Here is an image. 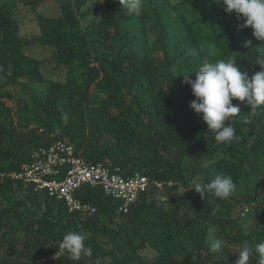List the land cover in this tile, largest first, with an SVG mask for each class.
<instances>
[{"label":"trees","instance_id":"trees-1","mask_svg":"<svg viewBox=\"0 0 264 264\" xmlns=\"http://www.w3.org/2000/svg\"><path fill=\"white\" fill-rule=\"evenodd\" d=\"M43 1L31 3L34 12ZM54 1L61 16L38 15L40 33L28 39L11 7L0 5V201L8 203L0 210V247L7 245L10 257L0 255V264H14V256H21L15 264H230L209 246L208 225L261 256L249 264L264 263V224L247 236L239 224L249 206L261 208L264 222V0H186L208 27L211 12L223 14L224 36L208 59L209 91L196 83L193 60L174 73L177 61L209 38L168 0H131L134 10L124 5L129 0H107L104 11L90 0ZM137 18L152 21L154 46L144 56L124 55L115 40L122 23ZM33 46L48 48L57 68L79 75L32 95L47 81L42 61L27 53ZM11 86L30 94L33 112L23 129L4 101L13 100ZM52 133L69 138L87 161L109 163L124 176L142 173L163 189L151 184L124 214L102 188L84 187L79 197L96 213L69 214L62 202L9 176ZM17 190L26 194L12 205ZM216 200L231 203L227 219L218 216ZM14 212L38 216L36 229L16 242L7 220ZM116 217L118 230L110 226ZM129 224L144 231L137 244ZM54 226L60 231L51 234Z\"/></svg>","mask_w":264,"mask_h":264},{"label":"rangeland","instance_id":"rangeland-1","mask_svg":"<svg viewBox=\"0 0 264 264\" xmlns=\"http://www.w3.org/2000/svg\"><path fill=\"white\" fill-rule=\"evenodd\" d=\"M35 1L38 2L40 0H0V5H9L17 19L21 22V34L24 39H28L32 37V35H37L40 33L39 24L36 19L38 15L56 18L61 16L62 14L61 7H59L54 0H44L37 6L34 12L31 3ZM106 1L107 0H90L89 3H92L94 5L97 4L101 9L100 11H104L106 9ZM168 1L171 4L172 9L175 11V14L179 12L185 13L189 20L194 21L202 30V32L209 38L208 43L201 46L200 49H195L194 51L188 53L185 58L178 60L174 67V73L178 75L182 70L186 68L187 61L193 60L196 83L200 88H202V90L209 91L211 88L212 79L211 71L209 70L208 59L210 54H215L218 52L215 40L224 36L223 30L220 29V27H222L221 19L223 20V14L217 16L213 12H211L210 21L211 23H213V26L208 27L201 21L199 11L190 9L188 4L186 3V0ZM133 4L134 1L129 0L125 1L124 5H129L130 9L134 10L136 7ZM94 17L98 19L101 18L99 14H96ZM82 24L83 26H85V22L83 20ZM128 31H130V33L125 37V34ZM121 34L122 39H116L115 46L117 50H124V55H127L129 53H136L138 55L144 56L147 51L154 46L155 33L152 27V21L150 19H146L145 23L141 18L123 22L121 25ZM27 53L42 61L43 64L41 70L47 79V81L41 85H34V88L30 90L32 95L42 97L49 90L52 83L65 82L71 75H79V70L74 67L71 69V71L57 68L48 48L33 46L28 49ZM1 84L2 81L0 80V85ZM6 90L13 95V100L5 99L4 101L9 107L13 109L14 120L17 123L19 129H23L22 123L24 116H26V114L28 113L33 112V105L31 102L30 94L29 92H20V88L14 86L7 87ZM205 103L206 100H203L202 105ZM211 176L218 180V176L215 173H212ZM239 192H245L243 186L240 187ZM25 194L26 193L24 191L17 190L10 204L14 205L17 200H23ZM158 199L160 203H164L165 208L167 209V198L165 196H162ZM216 202L218 204L217 209H219L220 211V214L218 216L223 219H227L232 208L231 203L224 200H216ZM7 206L8 203L0 201V210L5 209ZM27 208L32 212L40 211L32 206L31 203L28 204ZM242 211H240V214L242 213ZM261 213L262 210L258 206H249V211L246 212L244 216H239V224L246 236L249 235L252 229H254L256 226L264 224ZM54 214H57V211H55ZM19 218L21 219L20 222L18 220ZM36 218H38V216L36 215H30L27 213L20 214L16 212L12 213L8 217L7 220L9 221L8 225L10 228V233L15 242L21 239L22 235L24 234L23 230L36 229ZM121 224L122 219L120 217H116L114 223L110 224V226L118 230L120 229ZM217 227L218 226L215 225H208L207 240L209 246L212 249L221 253L220 255H217L219 258L223 257V259L228 260L230 264H249L253 261H262L261 256L244 247L231 243L225 236L224 232H218ZM59 231L60 228L54 226L52 228L51 234H55ZM128 231L130 237L133 238V242L135 244L139 243L144 231L140 227H135L132 224H129ZM6 251L7 245L4 247H0L1 257H3L4 259H10ZM144 256L150 259L152 257V255H148L147 252L144 253ZM18 260H21V256H14L13 263L15 264ZM262 264L264 263L262 262Z\"/></svg>","mask_w":264,"mask_h":264},{"label":"built area","instance_id":"built-area-1","mask_svg":"<svg viewBox=\"0 0 264 264\" xmlns=\"http://www.w3.org/2000/svg\"><path fill=\"white\" fill-rule=\"evenodd\" d=\"M48 140L47 146L32 152L31 161L23 165L20 172L9 176L62 202L69 214L96 213L94 206L79 197L84 187L102 188L107 196L122 202L120 212L124 214L129 213L130 207L151 184L163 189V183L151 181L142 173L124 176L109 163L87 161L69 138L52 133Z\"/></svg>","mask_w":264,"mask_h":264},{"label":"clouds","instance_id":"clouds-1","mask_svg":"<svg viewBox=\"0 0 264 264\" xmlns=\"http://www.w3.org/2000/svg\"><path fill=\"white\" fill-rule=\"evenodd\" d=\"M52 257H50V259H51Z\"/></svg>","mask_w":264,"mask_h":264}]
</instances>
